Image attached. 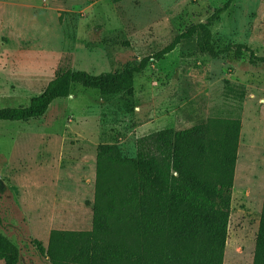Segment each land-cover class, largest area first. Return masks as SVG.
Instances as JSON below:
<instances>
[{
  "label": "rangeland",
  "instance_id": "rangeland-1",
  "mask_svg": "<svg viewBox=\"0 0 264 264\" xmlns=\"http://www.w3.org/2000/svg\"><path fill=\"white\" fill-rule=\"evenodd\" d=\"M227 1L0 0V110L27 107L59 70L132 68ZM211 31L218 48L242 44L264 57V0H234ZM134 95L128 115L74 86L39 120L0 122V233L20 249L21 264H50L34 243L47 249L52 231L92 229L98 145L118 144L135 158L145 129H172V173L186 177L209 118L242 121L223 264H253L264 199V64L210 59L198 32L136 75ZM68 211L88 215L75 227Z\"/></svg>",
  "mask_w": 264,
  "mask_h": 264
},
{
  "label": "trees",
  "instance_id": "trees-1",
  "mask_svg": "<svg viewBox=\"0 0 264 264\" xmlns=\"http://www.w3.org/2000/svg\"><path fill=\"white\" fill-rule=\"evenodd\" d=\"M100 1V0H96ZM120 3L124 0H113ZM234 0H228L205 23L193 25L163 50L122 72L91 75L59 70L45 91L25 108L0 110V122L26 123L43 118L74 86L98 91L103 102L132 115L134 81L151 62L162 61L198 32L210 59L233 55L264 64L246 45L216 47L211 27ZM241 119L209 118L205 139L195 148L186 177L173 176L174 130L136 140V156L122 155L118 144L96 150L92 229L52 231L48 248H35L50 264H223L231 218ZM0 262L21 264L20 249L0 233ZM253 264H264V199Z\"/></svg>",
  "mask_w": 264,
  "mask_h": 264
},
{
  "label": "crops",
  "instance_id": "crops-1",
  "mask_svg": "<svg viewBox=\"0 0 264 264\" xmlns=\"http://www.w3.org/2000/svg\"><path fill=\"white\" fill-rule=\"evenodd\" d=\"M149 131H150V129H145V131H143V132H144V135H143L141 138H143V137H145V136H148V135L152 134V133H150ZM157 132H159V131H157ZM154 133H156V132H154ZM96 150H97V148H96ZM238 154H239V153H238ZM83 158H84V160H85L84 166L87 167L86 169H88L89 171H91L92 161H91L90 159H85V158H86L85 156H84ZM93 167L96 168V151H95V157H94V159H93ZM68 214L71 215V218H70V222H69V224H71L72 226H75V227H76V226H81V225L85 222L86 217H87V215H88V213H87V214L85 215L86 217L76 216V215H74L75 213L72 212V211H68ZM92 215H93V214H92Z\"/></svg>",
  "mask_w": 264,
  "mask_h": 264
}]
</instances>
